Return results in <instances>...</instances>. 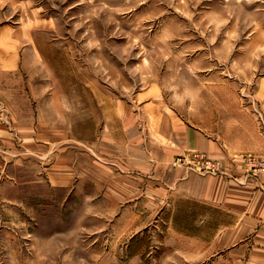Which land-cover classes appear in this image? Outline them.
<instances>
[{
    "label": "rangeland",
    "instance_id": "rangeland-1",
    "mask_svg": "<svg viewBox=\"0 0 264 264\" xmlns=\"http://www.w3.org/2000/svg\"><path fill=\"white\" fill-rule=\"evenodd\" d=\"M0 86V264H264V229L211 243L227 217L199 231L205 208L162 195L151 159L156 132L209 113L264 178L245 157L264 159V0H0ZM57 149L66 189L45 177ZM170 164L234 178L202 151Z\"/></svg>",
    "mask_w": 264,
    "mask_h": 264
},
{
    "label": "crops",
    "instance_id": "crops-1",
    "mask_svg": "<svg viewBox=\"0 0 264 264\" xmlns=\"http://www.w3.org/2000/svg\"><path fill=\"white\" fill-rule=\"evenodd\" d=\"M6 70H9V68L6 67ZM0 97H6L8 100L10 98L11 100L13 93H9L8 88L0 86ZM22 98L23 104L27 103L23 96ZM210 108L212 107L206 106V110L211 113L212 109ZM214 119L218 121L214 122ZM214 119L213 114L208 113L205 124H198L199 126L195 125V127L192 124L175 123L172 124L170 129L164 131V134L156 132L160 140L157 142L151 140L153 149L151 150V159H155L152 161V165L154 164L157 168H159L158 165H161V168L164 169L165 174L162 178L166 190L162 192V195L165 194L168 200L180 201L183 207L187 203H192L205 208L198 216V219L202 217L200 222L198 225L195 223L199 227V231L203 229L201 226L206 216L210 217L214 213L218 214L220 218L222 215L227 217L226 221H218L219 223L215 221L218 225L214 231L216 237L219 232L225 233V237L227 235L228 237L225 240L221 237L220 241L216 238L211 243H239L244 240V237L242 239L238 237L239 232L243 236L245 232H258L261 228L264 229V178L260 181L243 179L237 153L254 151L256 147L248 143L239 144L238 140L229 142L228 138H232L233 134L228 129L218 128L223 127V119L220 121L215 117ZM121 131L123 140L126 141V128L121 129ZM57 150L59 152L53 157L54 163L44 167L46 169L45 177L48 184L54 186V188L66 189L64 187H67L69 183L72 184V179L77 176V166L74 167L73 163L70 165L74 157L65 156L70 152L69 150ZM192 150L202 151L211 159L221 161L224 173L231 172L234 178L229 179L221 174H199L176 166L177 164L173 165L175 163L170 164L171 158L182 154L184 151ZM158 151H162L160 156L159 153L154 154ZM232 155H234V159L231 158ZM86 166L88 168L90 164L87 163ZM90 168V176H92L94 168ZM86 173L89 178L88 172ZM87 182L92 183V180L88 179ZM154 184L156 183L151 182L153 187ZM142 185L141 180L137 181L135 179L134 193L137 199L142 198V194H144ZM157 185L159 184L157 183ZM72 187L70 186L69 190H72ZM155 190L156 188L153 190L151 188L150 194L157 195L158 193ZM122 194H125V191H122ZM193 229L198 230L197 228ZM194 237L197 238L196 241H200L198 236L194 235Z\"/></svg>",
    "mask_w": 264,
    "mask_h": 264
},
{
    "label": "built area",
    "instance_id": "built-area-1",
    "mask_svg": "<svg viewBox=\"0 0 264 264\" xmlns=\"http://www.w3.org/2000/svg\"><path fill=\"white\" fill-rule=\"evenodd\" d=\"M245 157H246L247 167L249 164V166L259 167L262 171H264V159H258L257 157L251 155H246ZM247 169L249 170V168Z\"/></svg>",
    "mask_w": 264,
    "mask_h": 264
}]
</instances>
